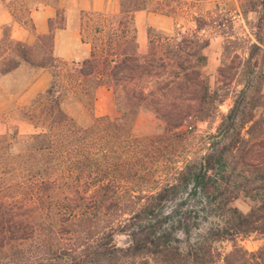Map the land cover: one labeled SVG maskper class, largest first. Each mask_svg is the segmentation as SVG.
I'll return each mask as SVG.
<instances>
[{
    "label": "trees",
    "instance_id": "trees-1",
    "mask_svg": "<svg viewBox=\"0 0 264 264\" xmlns=\"http://www.w3.org/2000/svg\"><path fill=\"white\" fill-rule=\"evenodd\" d=\"M219 1L120 0L117 15L84 12V41L89 17L104 19L95 29L104 35L100 44L88 42L91 56L74 72L54 56V32L66 23L61 11L34 45L7 35L0 41L7 44L0 77L27 64L49 69L53 78L21 108L35 133L0 135V264H264V245L250 251L237 243L264 236V0H240V15L251 25L245 39L233 17L218 7L200 9ZM144 11L172 18L175 27L173 34L148 27L147 50L140 54L136 14ZM250 13L257 14L255 21ZM180 19L193 23L194 31L183 32ZM202 32L210 37L200 38ZM213 35L223 42L214 89L206 54ZM69 79L93 98L98 88H111L119 117L80 127L63 107ZM141 109L154 111L166 133L188 119L219 124L203 152L147 190L140 181L141 159L129 153L123 164L128 182L118 193L108 171L121 160L113 158L108 128L122 131L130 146L138 142L132 131ZM97 124L107 127L100 131ZM186 187L218 204V211L225 208L206 231V245L188 239L182 248L178 231L191 233L185 222L163 229L158 221ZM240 194L254 202L246 214L233 205ZM121 236L129 238L126 246L119 244ZM221 242L232 249L216 254L214 244Z\"/></svg>",
    "mask_w": 264,
    "mask_h": 264
},
{
    "label": "rangeland",
    "instance_id": "rangeland-1",
    "mask_svg": "<svg viewBox=\"0 0 264 264\" xmlns=\"http://www.w3.org/2000/svg\"><path fill=\"white\" fill-rule=\"evenodd\" d=\"M16 1L18 0H5L8 5H11V8L15 9L20 19L29 25L28 10L34 8L38 3L48 0H20L19 5L15 4ZM217 7L221 9L223 14L234 18L235 30L239 37L245 39L250 36L251 25H247L240 16V0H220L217 3H206L200 9L207 12L214 11ZM248 18L249 21H255L257 14L250 13ZM102 20L104 19L100 20L98 18L89 17L86 29L87 42H94L96 44L101 43L99 38L104 34L97 33L95 29L97 24ZM151 23L150 20L139 18L137 26L143 29L144 27H148V24ZM155 23H160L159 26L162 29L159 30L165 31L168 34L174 33L175 21L172 18H165L160 20V22L159 20H155ZM179 26L183 27V32L188 33L195 29L193 23H188L184 19L179 20ZM7 32L8 29L5 30V35L8 37ZM199 36L203 39L210 37L204 32L200 33ZM222 44V39L219 36L213 35L211 37L210 46L206 50V54L209 58L207 73L211 78V86L213 89L215 88L216 73L221 64ZM6 47L7 44L3 42L0 43V55L4 52ZM140 50V54H144L147 47L146 49L141 48ZM68 69L74 72L73 66L69 65ZM28 75H30V73L24 71V74L20 77L10 79L5 84V87L10 89L21 85L28 80ZM68 82L70 93L66 95L63 104L65 111L80 127H92L95 123V119L101 118L97 117L94 112L96 95L95 98H93L90 90L88 89V92H86V88L84 89L81 84L77 83L76 79H69ZM231 104V100H228L226 104L221 107V111L224 113L228 112ZM113 108L115 110V116L103 117H108L111 120L119 117L114 95ZM218 124L219 119L214 123L188 119L183 123L182 127L174 128L172 133H166L165 124L158 118L154 111L141 109L136 117L132 131L134 140L138 142L131 144V146L125 141V135L122 131H113L108 128V133L114 136V140L112 139V143L114 144V146L112 145V147H114L113 158L117 159V161L121 160L119 161L121 163H118V165L108 171L110 174L109 178H113L111 185L113 191L123 193L126 189L129 173L123 164L129 153H137L141 159L140 166L138 167L139 174L142 178L140 181L143 188L147 190L146 186H149L153 180H162L164 176L170 175L173 172L176 174V171L184 167L189 160L203 152L208 136L216 132ZM105 127H107V125L97 124V130L102 131ZM13 133L28 135L35 133V129L24 120V115L20 107H16L15 105L7 107L0 106V135ZM96 148H98V145ZM210 200L211 199H205L203 194L193 195L190 189H187V187L183 188L177 197H173L166 204L164 210L165 215L158 218L160 226L164 229L171 224H175L178 220L184 221L191 233L190 236H184L178 231L177 235L180 240V246L184 248L188 239H190L192 243L204 245L207 237L205 236L206 231L211 226H215L220 222V217H214L218 216L215 214L220 215L225 212V208L221 209L222 212L218 211L220 210L217 209L219 208L218 204ZM233 205L246 214L254 206V202L244 194H240ZM116 225H120V222ZM237 243L250 251H254L264 245V236L253 234L240 238ZM119 244L121 246L127 245L126 236H121L119 238ZM214 249L216 254H223L232 249V243H215ZM216 264H221V262L218 261Z\"/></svg>",
    "mask_w": 264,
    "mask_h": 264
},
{
    "label": "crops",
    "instance_id": "crops-1",
    "mask_svg": "<svg viewBox=\"0 0 264 264\" xmlns=\"http://www.w3.org/2000/svg\"><path fill=\"white\" fill-rule=\"evenodd\" d=\"M19 1H16L15 4L19 5ZM10 6L4 0H0V41L4 39L5 30L8 29V37L11 40L34 45L38 36L50 33V20L55 19L58 12L61 11L66 23L64 28H57L54 32V56L74 68L89 59L92 51L91 44L84 41L82 36V14L96 12L117 15L120 12V0H48L38 3L34 8L28 10L30 24L27 25L24 21H16L15 9ZM139 18L150 20L152 23L148 24V27L162 29L159 26L160 23H155V20L160 22L168 17L144 11L136 14V24ZM148 27L142 29L137 26L139 52L141 48L146 49L147 47ZM24 71L30 73L27 81L10 89L5 87L10 79L20 77ZM52 79L49 69L34 68L23 64L9 75L0 77V106L15 105L20 108L28 106L39 93L48 89ZM113 95L114 92L111 88L104 86L97 89L94 107L97 117L115 116Z\"/></svg>",
    "mask_w": 264,
    "mask_h": 264
},
{
    "label": "water",
    "instance_id": "water-1",
    "mask_svg": "<svg viewBox=\"0 0 264 264\" xmlns=\"http://www.w3.org/2000/svg\"><path fill=\"white\" fill-rule=\"evenodd\" d=\"M126 242H129V238L126 237Z\"/></svg>",
    "mask_w": 264,
    "mask_h": 264
}]
</instances>
